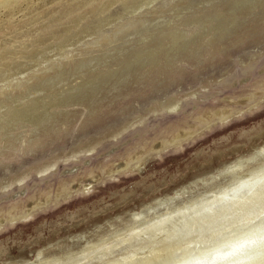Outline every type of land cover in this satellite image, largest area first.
Instances as JSON below:
<instances>
[{
    "label": "rangeland",
    "instance_id": "rangeland-1",
    "mask_svg": "<svg viewBox=\"0 0 264 264\" xmlns=\"http://www.w3.org/2000/svg\"><path fill=\"white\" fill-rule=\"evenodd\" d=\"M263 145L264 0H0V264Z\"/></svg>",
    "mask_w": 264,
    "mask_h": 264
},
{
    "label": "clouds",
    "instance_id": "clouds-1",
    "mask_svg": "<svg viewBox=\"0 0 264 264\" xmlns=\"http://www.w3.org/2000/svg\"><path fill=\"white\" fill-rule=\"evenodd\" d=\"M92 231L51 242L36 264H74L57 244L87 247L89 264H264V147Z\"/></svg>",
    "mask_w": 264,
    "mask_h": 264
},
{
    "label": "water",
    "instance_id": "water-1",
    "mask_svg": "<svg viewBox=\"0 0 264 264\" xmlns=\"http://www.w3.org/2000/svg\"><path fill=\"white\" fill-rule=\"evenodd\" d=\"M4 158L8 161V162H11L12 160H16L17 159V155H12V156H9V157H6L4 156ZM27 177V176H26Z\"/></svg>",
    "mask_w": 264,
    "mask_h": 264
},
{
    "label": "bare ground",
    "instance_id": "bare-ground-1",
    "mask_svg": "<svg viewBox=\"0 0 264 264\" xmlns=\"http://www.w3.org/2000/svg\"><path fill=\"white\" fill-rule=\"evenodd\" d=\"M176 105V104H175ZM175 107V106H174ZM261 147H264V145L263 146H261Z\"/></svg>",
    "mask_w": 264,
    "mask_h": 264
}]
</instances>
